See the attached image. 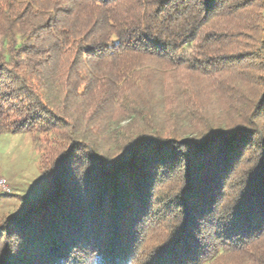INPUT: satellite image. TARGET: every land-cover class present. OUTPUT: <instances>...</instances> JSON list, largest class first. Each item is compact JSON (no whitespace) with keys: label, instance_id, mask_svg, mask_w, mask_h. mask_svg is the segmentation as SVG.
<instances>
[{"label":"trees","instance_id":"obj_1","mask_svg":"<svg viewBox=\"0 0 264 264\" xmlns=\"http://www.w3.org/2000/svg\"><path fill=\"white\" fill-rule=\"evenodd\" d=\"M36 130L0 264H264V0H0V135Z\"/></svg>","mask_w":264,"mask_h":264},{"label":"rangeland","instance_id":"obj_2","mask_svg":"<svg viewBox=\"0 0 264 264\" xmlns=\"http://www.w3.org/2000/svg\"><path fill=\"white\" fill-rule=\"evenodd\" d=\"M50 135L41 130L0 135V179L5 180L8 189L0 193V220L5 216L18 217L20 207L42 190L39 158Z\"/></svg>","mask_w":264,"mask_h":264},{"label":"built area","instance_id":"obj_3","mask_svg":"<svg viewBox=\"0 0 264 264\" xmlns=\"http://www.w3.org/2000/svg\"><path fill=\"white\" fill-rule=\"evenodd\" d=\"M6 190L8 192V189H7V185H6L5 180L0 179V193L1 192H5Z\"/></svg>","mask_w":264,"mask_h":264}]
</instances>
